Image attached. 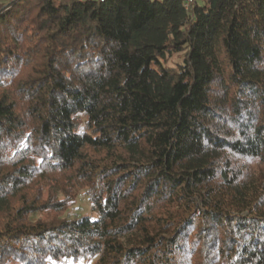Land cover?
<instances>
[{
	"label": "trees",
	"instance_id": "trees-1",
	"mask_svg": "<svg viewBox=\"0 0 264 264\" xmlns=\"http://www.w3.org/2000/svg\"><path fill=\"white\" fill-rule=\"evenodd\" d=\"M66 258L264 264V0H0V264Z\"/></svg>",
	"mask_w": 264,
	"mask_h": 264
},
{
	"label": "rangeland",
	"instance_id": "rangeland-1",
	"mask_svg": "<svg viewBox=\"0 0 264 264\" xmlns=\"http://www.w3.org/2000/svg\"><path fill=\"white\" fill-rule=\"evenodd\" d=\"M195 3L197 5H201L203 3V0H195ZM183 55L182 54H172L170 57L167 58L166 65L169 67H174L177 64H180L182 62ZM44 194H46V189L44 191ZM59 198H63L62 195H59ZM64 217L67 218H78L81 216H90L93 219L97 217V214L92 210L91 204L89 203L84 190L80 189L78 187L74 188L69 195V203L66 207L65 212L63 213ZM54 217V214H42L39 213L35 218H41V219H47ZM48 264H94L93 259H84V258H78V259H62L59 261H49Z\"/></svg>",
	"mask_w": 264,
	"mask_h": 264
},
{
	"label": "built area",
	"instance_id": "built-area-1",
	"mask_svg": "<svg viewBox=\"0 0 264 264\" xmlns=\"http://www.w3.org/2000/svg\"><path fill=\"white\" fill-rule=\"evenodd\" d=\"M183 7L186 11H189L191 7L195 4V0H182Z\"/></svg>",
	"mask_w": 264,
	"mask_h": 264
}]
</instances>
